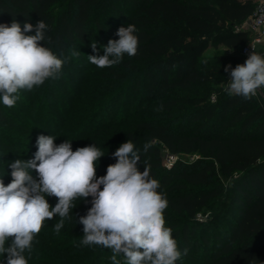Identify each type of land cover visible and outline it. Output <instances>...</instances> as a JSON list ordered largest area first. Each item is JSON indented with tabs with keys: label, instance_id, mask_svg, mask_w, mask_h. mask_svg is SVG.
I'll return each instance as SVG.
<instances>
[{
	"label": "trees",
	"instance_id": "1",
	"mask_svg": "<svg viewBox=\"0 0 264 264\" xmlns=\"http://www.w3.org/2000/svg\"><path fill=\"white\" fill-rule=\"evenodd\" d=\"M255 7V0H0V24L10 26L15 19L23 28L25 22L45 21L52 39L47 46L58 56H69L70 49L95 55L90 46L95 38L107 46L110 39H119V27L136 25L135 56L125 54L119 64L105 68L88 60L95 67L89 93L83 94L84 104L74 110L73 119L65 114L64 125L72 131L73 151L95 143L104 154L97 168L104 170L116 163L112 154L118 147L133 141L140 171L150 166L159 181L157 191L168 200L166 226L182 252L176 264H251L253 257L264 264V97L257 93L245 100L218 86L227 85V65L235 68L246 61L241 49L250 33L237 27L251 18ZM221 46L224 52L207 53ZM34 88L23 91L33 102L45 101L36 99L40 88ZM120 102L125 108L117 115ZM12 108L0 101V139L18 123V107ZM102 115L106 119L95 125ZM153 140L171 154L199 157L167 169ZM145 143L152 145L146 153ZM104 175L106 171L100 177ZM47 199L53 207L58 202ZM91 200L73 202L59 233L54 229L58 215L44 222L31 252L25 253L28 264L101 261L109 249L80 244L83 225L78 220ZM209 209L210 221H199L198 214Z\"/></svg>",
	"mask_w": 264,
	"mask_h": 264
},
{
	"label": "clouds",
	"instance_id": "2",
	"mask_svg": "<svg viewBox=\"0 0 264 264\" xmlns=\"http://www.w3.org/2000/svg\"><path fill=\"white\" fill-rule=\"evenodd\" d=\"M49 26L43 20L35 25L25 22L23 28L15 19L11 25L0 24V101L11 108L19 99L20 90L40 87L49 79H58L67 60L79 57L80 50H69L61 58L48 44ZM26 35L25 33H33ZM138 29L134 24L118 28L119 39L108 41L103 55H89L91 64L112 67L125 54L138 52ZM41 42H43L42 46ZM97 52L95 41L91 43ZM229 73L225 91L228 95L250 100L264 89V55L252 50L243 64L224 68ZM53 135L37 138L34 158L17 159L9 166L12 181L5 185L0 178V255L3 264H28L34 238L44 222L59 216L57 233L64 227L77 199L91 197V207L79 217L83 225L82 246H102L111 249L112 264L123 255L125 264H176L182 256L172 229L166 226L164 212L168 200L157 191L159 181L152 177L150 166L140 171V155L132 140L122 143L112 154L116 163L110 164L106 175L97 177V164L104 156L94 144L72 150L65 140L57 145ZM150 143L143 145L146 153ZM33 170L36 176L32 175ZM47 197L57 198L53 207ZM184 249V253H187ZM251 264H256L253 257Z\"/></svg>",
	"mask_w": 264,
	"mask_h": 264
},
{
	"label": "rangeland",
	"instance_id": "3",
	"mask_svg": "<svg viewBox=\"0 0 264 264\" xmlns=\"http://www.w3.org/2000/svg\"><path fill=\"white\" fill-rule=\"evenodd\" d=\"M112 16L113 15H109V18L112 19L114 17ZM117 17L119 19L118 15ZM109 33L111 35L114 34L110 31ZM95 42L97 44L96 53L101 55L105 45L103 46L101 44L100 37L95 38ZM224 51V47L221 46L217 49L209 48L207 53H221ZM256 52L264 55V43L257 45ZM88 53L89 52L84 50L81 52L79 57H72L71 59L67 60L58 79H52L51 82L46 80L43 85L38 87L40 88V91L38 90L35 93V96L37 95L36 99L42 97L45 99V101H41L40 99L33 102V97L29 93H26L23 90H20L18 93L20 97L16 102V106H14L18 107L19 110V113H17L15 116V119L18 121V123L8 129V134L0 139V178L3 179L5 185L12 181L11 168L9 166L12 162L17 159L27 161L34 158V154L38 150V136L53 135L56 137L55 143L57 145L64 142L65 140H72V131H66L67 128H69V124L65 123L64 125L63 118L65 117V114H68L69 112V116L72 117L71 119H73L75 117L73 114L75 113L74 110H78L79 106L84 104L82 99L84 98L82 97L83 94L86 92L87 94L89 93V81L93 80L90 75H92L91 72L94 71L95 67H90V65H88L89 62L86 58ZM60 57L66 58L68 55H61ZM228 79H230V76ZM47 82L49 84H47ZM222 85L226 86V83H220L218 86ZM258 94L261 97H264V92L262 89L258 90ZM116 105V114L118 115L119 113L123 112L125 106L122 105V102ZM133 105H135V102L131 103L132 107ZM72 106H74V109L69 110V108ZM11 110L14 112L16 108H12ZM106 116L107 115H102L100 119L94 122L95 125H98L101 120L104 121ZM152 143L160 146L163 166L167 169L171 168L175 162H189L199 157L198 154H171L162 143L156 140H153ZM77 147L79 148V146ZM105 171L106 170L98 167L96 171L97 177L103 175ZM32 175L34 177L37 175L34 170ZM222 181L224 183L229 182V180ZM84 204H87V201L82 202L81 206H84ZM211 213V209L207 210L206 212H201L198 214L197 219L199 221H204V223H208L212 215ZM112 254L113 253L110 249L106 250L98 264H112L110 259ZM117 259L121 261V264H125L122 254L118 255ZM3 260L4 256L0 255V264H3ZM181 264H194V261L185 260Z\"/></svg>",
	"mask_w": 264,
	"mask_h": 264
},
{
	"label": "built area",
	"instance_id": "4",
	"mask_svg": "<svg viewBox=\"0 0 264 264\" xmlns=\"http://www.w3.org/2000/svg\"><path fill=\"white\" fill-rule=\"evenodd\" d=\"M237 30H246L250 33L249 42L241 49V53L245 55L247 59L252 50L256 51L258 44L264 43V0L256 1L253 15L237 27ZM212 99L215 100L214 95Z\"/></svg>",
	"mask_w": 264,
	"mask_h": 264
}]
</instances>
